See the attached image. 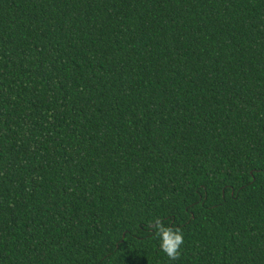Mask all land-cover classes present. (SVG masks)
Here are the masks:
<instances>
[{"label": "trees", "instance_id": "trees-1", "mask_svg": "<svg viewBox=\"0 0 264 264\" xmlns=\"http://www.w3.org/2000/svg\"><path fill=\"white\" fill-rule=\"evenodd\" d=\"M0 264H264V0H0Z\"/></svg>", "mask_w": 264, "mask_h": 264}, {"label": "clouds", "instance_id": "clouds-1", "mask_svg": "<svg viewBox=\"0 0 264 264\" xmlns=\"http://www.w3.org/2000/svg\"><path fill=\"white\" fill-rule=\"evenodd\" d=\"M148 227L155 230L156 236L160 239V248L169 260H178L184 244V234L180 228L166 226L159 217L155 218V222L150 223Z\"/></svg>", "mask_w": 264, "mask_h": 264}]
</instances>
